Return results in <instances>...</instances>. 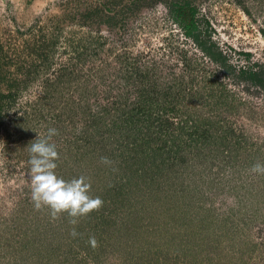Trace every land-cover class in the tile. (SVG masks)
I'll list each match as a JSON object with an SVG mask.
<instances>
[{
  "label": "rangeland",
  "instance_id": "rangeland-1",
  "mask_svg": "<svg viewBox=\"0 0 264 264\" xmlns=\"http://www.w3.org/2000/svg\"><path fill=\"white\" fill-rule=\"evenodd\" d=\"M28 5L20 10L0 0L2 69L17 71L13 64L25 60L20 88L13 101L3 102L0 117V264H264V175L250 171L264 164V88L248 78L264 67V0ZM192 23L201 42L223 53L224 66L185 33ZM28 70L32 75L24 77ZM135 70H148L158 90L174 82L176 91L177 80L183 82L185 89H177L196 103L186 123L196 130L203 157L168 170L181 177L177 188L155 168L144 171L142 198L80 218L73 239L67 214L52 220L47 209L33 207L27 146L37 134L58 129L60 114L70 110L72 122L53 138L60 156L56 174L89 178V194L104 205L101 155L91 158L66 145L83 126L84 111L111 114L136 102ZM127 74L131 82L125 84ZM171 120L179 122L178 116ZM142 137L115 134L116 153L120 143ZM164 142L161 148L169 146ZM90 236L97 247L88 243Z\"/></svg>",
  "mask_w": 264,
  "mask_h": 264
},
{
  "label": "trees",
  "instance_id": "trees-1",
  "mask_svg": "<svg viewBox=\"0 0 264 264\" xmlns=\"http://www.w3.org/2000/svg\"><path fill=\"white\" fill-rule=\"evenodd\" d=\"M183 28L185 33L193 38L212 61L223 66L225 65V57L218 48L214 47L213 44L199 40L194 23L190 24L189 27L184 26ZM24 62L25 60H21L13 64L14 67H17V71H3L2 58L0 56V117H2L4 112L3 102L6 99L13 101L15 93L20 88L19 78L23 74L18 71ZM29 64L35 65V62L32 60ZM32 72L28 70L24 73V77H30ZM146 72L136 73L135 70L133 73L131 71L132 76L136 75L135 80L138 79L139 81L135 103L131 104V106H124L122 109L117 108L111 114L104 108H101L102 110H98L95 114L84 111L83 117H80L84 121L83 126L75 130L76 138L74 142L66 145L67 151L72 152L75 148L83 149V153H92L90 155L91 158H94L99 153L101 156L108 157L113 161L111 167H104L102 165V175H106L107 179L106 186L103 193H101L103 199L106 200L105 204L101 207L103 209L101 211L102 214H105V208L108 209L109 205L122 206L123 202H127L130 198L136 202V197L141 195L142 198L144 196L145 192L142 193V190L145 189L142 181L146 176L144 171L147 172L155 168L160 178H168L170 182L175 183V187L177 188V180L175 179L181 177L177 176V172L170 175L168 170L175 169V164L180 165L188 162V159L195 162L197 156L198 158L200 156L203 157L199 155V138L194 135L196 130L186 123L191 119L193 111H195L194 107L196 103L191 99L192 94L189 93L185 96L188 102L187 104H182L185 97L177 88L178 86L181 87L182 91L183 88L185 89V86H181L183 82L180 79H176L178 81L176 91L173 90L176 87L174 82L167 87H160L158 90L159 85L149 78V71L146 70ZM248 78L252 83L264 88V67H260L257 71L249 72ZM125 79V84L131 82L128 80L130 79L129 74L126 75ZM191 89L192 86L189 87L187 92L191 91ZM157 94H160V96H157ZM154 99H158L157 105L153 103ZM68 111L70 110H64L62 113L65 114L61 113L59 116L58 133H63V131L67 130L70 122H72L71 120L74 115L67 114L66 112ZM177 116L179 122L175 123L171 119ZM132 131L140 134L141 137L143 135V137L135 139L132 141L134 143L129 145L119 142V147L122 149L126 148L124 149L126 154L123 158L117 160L123 155V152L121 149L119 154L116 153L114 145L118 143V140L113 137L117 133L127 134ZM162 142L165 144L169 143V146L161 148ZM185 179L186 177L181 179L184 180L182 184H187L184 183Z\"/></svg>",
  "mask_w": 264,
  "mask_h": 264
},
{
  "label": "clouds",
  "instance_id": "clouds-1",
  "mask_svg": "<svg viewBox=\"0 0 264 264\" xmlns=\"http://www.w3.org/2000/svg\"><path fill=\"white\" fill-rule=\"evenodd\" d=\"M57 135L56 128H48L46 134H37L36 139L27 146L30 157V198L34 209H47L52 220L67 214L68 222L73 226L69 235L75 239L80 235L75 227L80 218L98 211L103 206V200L89 194L91 183L84 175L65 180L56 174L60 156L53 138ZM100 163L106 167L113 165V161L105 156L100 157ZM250 171L264 175V164L256 163ZM88 243L93 248L98 246L95 236H90Z\"/></svg>",
  "mask_w": 264,
  "mask_h": 264
},
{
  "label": "crops",
  "instance_id": "crops-1",
  "mask_svg": "<svg viewBox=\"0 0 264 264\" xmlns=\"http://www.w3.org/2000/svg\"><path fill=\"white\" fill-rule=\"evenodd\" d=\"M10 1L15 6V8H18L20 10H25L27 9V6H29L28 4H30V2H33L35 4L39 0H10Z\"/></svg>",
  "mask_w": 264,
  "mask_h": 264
}]
</instances>
